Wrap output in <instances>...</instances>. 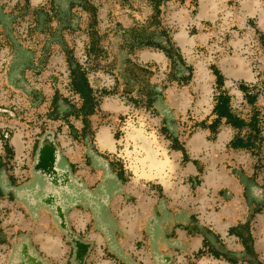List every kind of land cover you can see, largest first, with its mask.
I'll return each mask as SVG.
<instances>
[{"label": "rangeland", "instance_id": "374dc122", "mask_svg": "<svg viewBox=\"0 0 264 264\" xmlns=\"http://www.w3.org/2000/svg\"><path fill=\"white\" fill-rule=\"evenodd\" d=\"M260 14L264 0H0V264H264V185L220 147L226 124L199 126L213 65L251 109L228 80L240 57L264 116ZM216 163L245 180L237 228L209 223L242 200L214 189Z\"/></svg>", "mask_w": 264, "mask_h": 264}, {"label": "crops", "instance_id": "0c3cea01", "mask_svg": "<svg viewBox=\"0 0 264 264\" xmlns=\"http://www.w3.org/2000/svg\"><path fill=\"white\" fill-rule=\"evenodd\" d=\"M261 21H262V23H264V14H262L260 17V22ZM248 35L251 36L252 34L249 33ZM250 41H249V44H250ZM247 49L250 53H253L252 49L250 47H248ZM219 69L221 70V68H219ZM226 70L229 72V74H228L229 79L228 80L240 81L241 83L244 81L246 84H248V83L255 84L257 82V74L255 73L254 69L252 68V64L250 62H248V60L243 58V57L235 59L234 64L230 67V69H229V67H227ZM221 72L223 73L225 80H226L225 72H223L222 70H221ZM243 98H245V97H244V93L242 92V99ZM223 128L228 129L232 134L227 137V140H225V142L222 141L223 145L220 147H222V148L224 147V150H227L228 153H230L232 155H235L237 153H243L244 155H246L248 157L247 160H245L244 163L242 162L243 167L246 169V174H247L246 179L252 180L249 178H251L255 174L256 178L253 179L254 182L257 185L262 187V185H264V168L261 165V161L263 160V158L261 157L262 155H260L261 154L260 152H262V150L264 148V141H263V145H262L261 149H257V148H255L253 150L235 149L229 145L231 139L234 136L233 133H235V129L229 124H226V126H224ZM222 148H220V152H222ZM254 155H260V157L256 158V157H254ZM233 163H234V161H233ZM209 174H210L209 175L210 177L216 178L213 181V187L215 190H216V188L221 190L222 187H228L229 189L231 188L233 190V194L236 198L242 197V200H240V201H238L236 199V201H234L232 206L227 204L223 208L224 210H222V213H218V216L212 214L213 219H210L209 223H211V224L214 223V226H217L218 228H222V229H226V230H229L230 228H237L238 227L237 226L238 220H236V219L238 218V216L242 215V218H243V217L247 216V213H249V212H251V210H253L252 208H250L249 204L246 202V199H245V196H249V194L247 193L246 190H245L246 194L243 193V191L245 189V185H244L245 180L243 179V188H242L241 183H240V179L238 178V176L234 175L230 169L226 168V166H222L221 168H219L218 163L210 166ZM217 179H218V185H217V181H216ZM243 200H244V202H243ZM254 206L256 207V209H254V212L259 213L261 211V209L258 208V206H261V205L260 204H254ZM223 215H225L226 221L222 220ZM207 242H208V239L206 240L205 237H197L196 236L193 239V250L192 251L199 250L200 248L204 247V244ZM231 242L232 241L229 240V243H231ZM254 246L256 247L257 251L262 250V243L256 242L254 244ZM198 264H219V263L215 262L213 260L212 261L211 260H206V261L202 260ZM247 264H249V262Z\"/></svg>", "mask_w": 264, "mask_h": 264}, {"label": "trees", "instance_id": "16d2710c", "mask_svg": "<svg viewBox=\"0 0 264 264\" xmlns=\"http://www.w3.org/2000/svg\"><path fill=\"white\" fill-rule=\"evenodd\" d=\"M148 1L152 5L158 6L167 0ZM212 69L217 78V92L214 97L211 113L199 123V126L203 129H209L211 134L215 136L217 129L220 128L222 124H229L235 129L234 136L229 143L232 148L250 150L255 148L261 149L264 141V116L259 106H257V100L259 98V94L256 92L257 86H250L245 82L240 84V89L244 93L248 106L251 108L246 114H242L234 107L233 95L230 93V90L224 87L225 77L223 73L216 65H213ZM164 127L163 132H166V137L172 140L175 139L174 147L184 152V161H191L192 159L188 156L183 144H179V142L176 141L177 136L170 132L171 130L168 129L167 125ZM11 150L12 148L8 147L9 154ZM193 161L197 162L196 160Z\"/></svg>", "mask_w": 264, "mask_h": 264}, {"label": "bare ground", "instance_id": "6f19581e", "mask_svg": "<svg viewBox=\"0 0 264 264\" xmlns=\"http://www.w3.org/2000/svg\"><path fill=\"white\" fill-rule=\"evenodd\" d=\"M101 138V137H100ZM48 143H45L44 145H47ZM47 149V148H46ZM45 149V147L43 146L42 149H41V160L42 162L43 161H49V159L52 157V156H48L46 158V154H47V150Z\"/></svg>", "mask_w": 264, "mask_h": 264}]
</instances>
